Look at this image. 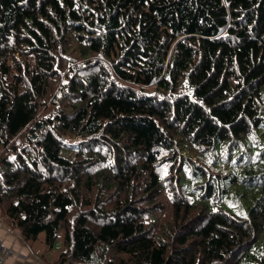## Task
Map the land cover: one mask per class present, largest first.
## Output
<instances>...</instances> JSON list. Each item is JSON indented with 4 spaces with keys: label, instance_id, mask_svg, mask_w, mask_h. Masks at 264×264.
I'll use <instances>...</instances> for the list:
<instances>
[{
    "label": "trees",
    "instance_id": "16d2710c",
    "mask_svg": "<svg viewBox=\"0 0 264 264\" xmlns=\"http://www.w3.org/2000/svg\"><path fill=\"white\" fill-rule=\"evenodd\" d=\"M262 98L264 0H0V214L56 264H264Z\"/></svg>",
    "mask_w": 264,
    "mask_h": 264
},
{
    "label": "rangeland",
    "instance_id": "374dc122",
    "mask_svg": "<svg viewBox=\"0 0 264 264\" xmlns=\"http://www.w3.org/2000/svg\"><path fill=\"white\" fill-rule=\"evenodd\" d=\"M76 45H77L76 41L71 38L68 42V46H67L65 53L64 54L59 53L60 57L62 58V62L65 63V65H66V68L63 70L60 68H57V75H55L53 77V79L51 80V86H53L55 84H59L61 79L64 76V73L69 72L68 67H71V66H69L70 65L69 62H68V64L65 62L64 57H66V55H70L71 57L74 56L76 53ZM57 60H58V58H57ZM261 104H262L261 106H264V99L263 98L261 100ZM261 112L264 116V107L261 110ZM41 130H42V132L46 131V126H44ZM253 135L250 137H246L245 139L252 138ZM34 136H36V140H34V138H33ZM62 137L64 138V140L66 142L75 143L76 141L79 140V136L75 135L72 132H64L62 134ZM30 138L33 141H37L38 135L32 134V136H30ZM252 140H255V143H254L255 149L253 151L257 152L258 150L263 148L261 151H262V153H264V131L263 132H257V134L254 136V139H252ZM34 150H36V149H34ZM188 153L191 156L192 161H194L198 164L204 165L206 168H208L212 172H218V174L220 176L230 175L231 173L236 172V170L234 169V166H232L231 164L223 163V162L219 161V156L217 157V160L215 162H212V157H209V156L204 155L202 153L196 152L195 150H188ZM164 194H166V192H164ZM254 196H255V194L251 190L238 186V187H235V188L230 189L228 191V193L226 194V197L221 201V205L222 206H228V207H237L240 204H242L241 201H243V200L247 201L249 199L251 200L252 198H254ZM192 199L194 202H198L197 197L192 196ZM38 235L42 236L43 233L41 232ZM52 249H54V251H57V252L62 250L61 235L60 234L57 236L56 241L53 243ZM253 252L256 254L264 255V251L262 250V247L259 248V250H256Z\"/></svg>",
    "mask_w": 264,
    "mask_h": 264
},
{
    "label": "crops",
    "instance_id": "0c3cea01",
    "mask_svg": "<svg viewBox=\"0 0 264 264\" xmlns=\"http://www.w3.org/2000/svg\"><path fill=\"white\" fill-rule=\"evenodd\" d=\"M44 236L26 240L11 222L0 214V264H56L62 250L45 248ZM56 241V240H55Z\"/></svg>",
    "mask_w": 264,
    "mask_h": 264
}]
</instances>
